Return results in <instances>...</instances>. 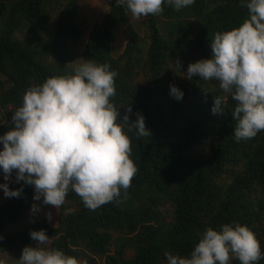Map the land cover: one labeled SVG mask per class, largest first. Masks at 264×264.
<instances>
[{
    "label": "trees",
    "instance_id": "obj_1",
    "mask_svg": "<svg viewBox=\"0 0 264 264\" xmlns=\"http://www.w3.org/2000/svg\"><path fill=\"white\" fill-rule=\"evenodd\" d=\"M82 1L0 0V136L14 127L13 111L31 85L70 75L85 60L108 64L117 73L110 102L131 141L137 172L127 193L121 190L120 203L90 210L69 191L66 202L74 209L63 215L65 202L57 226L42 217L6 232L34 196V186L17 182L14 170L8 187L21 194L0 203V254L12 250L19 259L35 242L29 233L44 230L51 247L84 264H99L95 256L103 264H167L166 251L187 257L206 227L219 231L225 224L247 226L264 254V131L236 141L237 102L222 93L218 81L182 76L186 64L210 58L213 34L239 27L247 8L241 0H195L177 11L165 0L161 14L136 19L116 0H107L101 17L86 28L77 17ZM119 28L126 43L113 55ZM182 48L187 55L178 56ZM170 85L183 92L182 99L170 95ZM219 95L226 97L223 113L213 114ZM136 113L151 135L137 137L121 120L128 115L134 122ZM256 264H264V256Z\"/></svg>",
    "mask_w": 264,
    "mask_h": 264
},
{
    "label": "clouds",
    "instance_id": "obj_2",
    "mask_svg": "<svg viewBox=\"0 0 264 264\" xmlns=\"http://www.w3.org/2000/svg\"><path fill=\"white\" fill-rule=\"evenodd\" d=\"M165 0H116L131 15H159ZM195 0H167L179 11ZM248 18L239 27L217 31L210 41L211 56L187 66L183 78L198 75L204 81H218L219 89L236 105V141L254 138L264 131V0H241ZM180 70L181 64L176 61ZM117 73L108 64L85 60L70 75L48 77L27 88L22 105L13 111L14 127L0 136V169L8 181L15 170L17 182L34 186L33 200L58 209L74 191L86 208L95 210L127 193L137 167L130 159L131 141L117 123L118 109L110 102L115 96ZM204 93L209 90L202 89ZM170 95L182 99L183 92L170 85ZM225 95L214 97L213 114L223 113ZM128 113L132 112L129 105ZM130 122L121 119L137 137L151 135L144 117L136 113ZM5 197H19L21 189L0 184ZM37 210V205H32ZM71 212V209H68ZM46 217L50 220L51 213ZM35 247L25 246L19 264H84L62 250L51 247L53 239L44 230L31 231ZM167 264H256L264 254L260 242L247 226L225 224L219 231L206 227L201 238L184 257L164 253ZM3 264V261H0Z\"/></svg>",
    "mask_w": 264,
    "mask_h": 264
},
{
    "label": "rangeland",
    "instance_id": "obj_3",
    "mask_svg": "<svg viewBox=\"0 0 264 264\" xmlns=\"http://www.w3.org/2000/svg\"><path fill=\"white\" fill-rule=\"evenodd\" d=\"M106 8H107V0H83L77 12L78 20L83 24V26L88 28L94 20L101 17L103 11ZM135 23L138 25V23H140V20L139 22H135ZM125 43H126V36L123 29L121 28L116 29V39L112 44L113 55H117L120 52H122L125 47ZM79 44L82 45V41L79 42ZM185 55L187 54H184V50L182 48L178 56H185ZM187 66L188 65L186 64L184 69H186ZM186 71L187 70H184L183 72ZM7 109H10V107H8ZM8 182L9 180L8 181L4 180V173H2L0 175V184L7 183L8 185ZM42 199L43 198L41 197V200L39 201L32 200V205L36 204L37 210L33 211L31 205V207L23 214V216L18 221L13 222L6 227V232L19 231L31 222H34L42 217L47 218L46 217L47 213H51V219L49 220L47 218L48 224L52 227L57 226L60 217L62 215L60 212V208L56 209L51 205H45L42 203ZM4 200H5V195L3 189L0 188V203H2ZM66 205L67 208L63 212V215L66 214L68 209H71V211L74 209L73 205H70L68 201L66 202ZM166 215L170 217L171 211L167 212ZM36 244L37 242L35 241L31 244V246L35 247ZM82 253L85 255L86 252H82ZM95 257L99 261L98 262L99 264H103L101 258H99L98 256ZM0 261H3V264H19V259L16 258L15 252L12 250L1 253Z\"/></svg>",
    "mask_w": 264,
    "mask_h": 264
}]
</instances>
